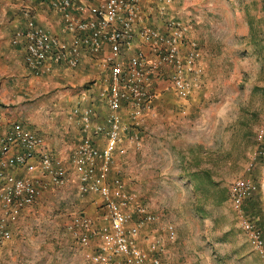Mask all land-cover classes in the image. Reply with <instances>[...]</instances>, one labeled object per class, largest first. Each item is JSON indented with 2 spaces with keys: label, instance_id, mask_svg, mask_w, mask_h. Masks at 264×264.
Listing matches in <instances>:
<instances>
[{
  "label": "built area",
  "instance_id": "built-area-1",
  "mask_svg": "<svg viewBox=\"0 0 264 264\" xmlns=\"http://www.w3.org/2000/svg\"><path fill=\"white\" fill-rule=\"evenodd\" d=\"M47 1L61 14L69 38L52 35L23 11L25 27L15 38L23 40L26 66L40 75L58 64L76 67L85 55L105 51L106 76L90 103L70 110L69 123L80 125V134L64 158L20 122L0 136V249L13 237L9 224L36 202L41 188L73 183L80 197H96L103 209L95 218L73 212L64 225L88 261L164 264L167 246L177 238L176 227L126 186L117 164L129 150L140 149L141 132L155 117L164 89L187 100L200 87L203 56L191 37L193 24L176 18L174 0ZM258 1L264 8V0ZM155 77L160 90L152 89ZM263 136L264 125L258 139ZM258 153L264 155L263 150ZM255 161L253 157L245 170ZM8 167L38 175L19 178L5 174ZM256 191L255 182L244 174L229 186L228 199L264 264V236L243 208Z\"/></svg>",
  "mask_w": 264,
  "mask_h": 264
},
{
  "label": "rangeland",
  "instance_id": "rangeland-1",
  "mask_svg": "<svg viewBox=\"0 0 264 264\" xmlns=\"http://www.w3.org/2000/svg\"><path fill=\"white\" fill-rule=\"evenodd\" d=\"M173 13L193 24L203 56L200 87L187 100L164 89L140 149L119 159L118 169L126 186L176 227L164 264H263L228 188L244 174L255 182L243 208L264 236V8L258 0H174ZM43 190L3 256L1 247L0 264H92L64 225L73 212L101 215L96 197H80L73 183Z\"/></svg>",
  "mask_w": 264,
  "mask_h": 264
},
{
  "label": "crops",
  "instance_id": "crops-1",
  "mask_svg": "<svg viewBox=\"0 0 264 264\" xmlns=\"http://www.w3.org/2000/svg\"><path fill=\"white\" fill-rule=\"evenodd\" d=\"M25 10L52 35L69 38L61 14L47 0H0V136L20 122L38 134L52 153L64 158L80 134V125L70 124L68 114L72 107L90 103L97 94L106 76L105 51L85 55L76 67L58 64L49 72L35 75L25 64L23 40L15 38L16 32L25 27ZM152 83V89L160 90V79L155 77ZM165 95L161 92L158 99H165ZM157 105L158 101L155 108ZM4 173L19 178L38 175L20 167H8ZM43 188L41 193L45 192ZM32 211L35 212L33 205L24 208L9 224L13 237L20 233L19 226L27 223ZM8 242L2 246V256Z\"/></svg>",
  "mask_w": 264,
  "mask_h": 264
},
{
  "label": "trees",
  "instance_id": "trees-1",
  "mask_svg": "<svg viewBox=\"0 0 264 264\" xmlns=\"http://www.w3.org/2000/svg\"><path fill=\"white\" fill-rule=\"evenodd\" d=\"M261 160H264V156L263 157H261ZM190 180H198V178L196 177V176H194V175H192L190 178H189ZM263 234V233H262Z\"/></svg>",
  "mask_w": 264,
  "mask_h": 264
}]
</instances>
